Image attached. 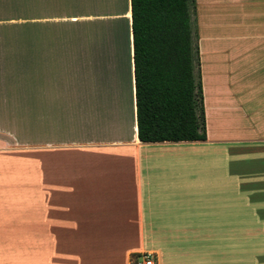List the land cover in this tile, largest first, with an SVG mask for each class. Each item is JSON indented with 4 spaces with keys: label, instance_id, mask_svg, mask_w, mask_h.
I'll list each match as a JSON object with an SVG mask.
<instances>
[{
    "label": "crops",
    "instance_id": "obj_1",
    "mask_svg": "<svg viewBox=\"0 0 264 264\" xmlns=\"http://www.w3.org/2000/svg\"><path fill=\"white\" fill-rule=\"evenodd\" d=\"M85 1L20 0L19 16L2 13L0 31L19 28L14 31L21 42L17 50L0 44V72L14 62L36 69L44 100L45 69L103 63L106 75L118 74L132 116L123 108L112 128L104 127L92 119V87L80 93L79 122L70 112L47 144L52 149L38 152L31 200L28 163L9 154L12 140L0 136V264H130L141 252L155 253L159 264H264V124L238 138L226 131L232 125L224 113L215 119L230 102L228 78L219 74L222 66L212 53L218 47L200 45L207 140L142 143L130 0ZM85 31H92L94 45ZM91 67L85 68L87 82ZM226 144L237 147L227 148L222 172Z\"/></svg>",
    "mask_w": 264,
    "mask_h": 264
},
{
    "label": "rangeland",
    "instance_id": "obj_2",
    "mask_svg": "<svg viewBox=\"0 0 264 264\" xmlns=\"http://www.w3.org/2000/svg\"><path fill=\"white\" fill-rule=\"evenodd\" d=\"M86 7L92 11L90 4L86 3ZM108 7L109 10L113 9L110 4ZM191 15L196 31L195 43L199 49L203 42L211 44L213 48L218 47L217 51L212 53L218 56V64L222 66L219 74L227 77V83L230 84L229 105L224 112L217 110L214 117L218 119L224 113L225 119L232 125L226 130L230 131V136L234 133L238 138H244L247 130L254 124H264V0H193ZM202 18H204V26L201 25ZM93 26L96 25H91L92 30ZM7 28L13 30L0 31V44H7L17 50L21 42L20 31L14 30L19 28L15 26H7ZM85 32L88 41L94 45L92 31ZM118 32L116 31V43ZM13 55L16 59L19 58L20 53L14 51ZM87 67L90 68L91 65ZM33 70L23 68L19 62H14L11 67L0 72V136L12 140V147L7 151L9 154L23 157L28 163L30 200L35 198L31 190L36 188L38 152L52 149L47 147V144L55 140L56 132L64 127L62 124L69 119L70 112L71 121L79 122L78 109L81 106L78 98L86 89L91 90L93 77L88 75L87 82L85 68L47 69L44 71L46 75L43 76L45 80L42 85L45 90L42 100L37 95V81L34 73L32 74ZM114 70H117L116 66ZM28 72L31 74L29 75ZM22 79H28L27 83L22 84ZM108 84L116 93L120 80L115 77L112 82L108 80ZM128 93L129 87L124 94L128 95ZM232 94H235L234 97ZM124 103L131 118L128 100ZM260 104L262 108L259 107ZM55 110L57 116H53L52 111ZM65 114H67L66 118H64ZM87 116L90 117L89 112ZM43 120L46 125L44 129L41 126ZM211 126V130L214 131L216 125L213 123ZM111 127V125L107 126L109 129ZM228 147L232 149L237 147V144H226L222 147V172L228 168ZM231 158L233 159L234 156L231 155ZM243 161L242 158L241 162ZM29 210L31 218V213L35 211V205L31 202Z\"/></svg>",
    "mask_w": 264,
    "mask_h": 264
},
{
    "label": "trees",
    "instance_id": "obj_3",
    "mask_svg": "<svg viewBox=\"0 0 264 264\" xmlns=\"http://www.w3.org/2000/svg\"><path fill=\"white\" fill-rule=\"evenodd\" d=\"M191 3L193 0H130L135 117L142 143L207 140L200 49L194 41ZM5 11L19 16L20 0H0V15ZM33 73L37 81L36 69Z\"/></svg>",
    "mask_w": 264,
    "mask_h": 264
},
{
    "label": "bare ground",
    "instance_id": "obj_4",
    "mask_svg": "<svg viewBox=\"0 0 264 264\" xmlns=\"http://www.w3.org/2000/svg\"><path fill=\"white\" fill-rule=\"evenodd\" d=\"M103 32L101 31V35L103 36ZM106 32V31H105ZM100 46H104L102 43L99 44ZM104 49V48H103ZM103 67V63L96 64L92 68V80H91V87H92V110L91 115L93 120H99L103 123L104 126H113L119 114L122 112L124 108V114L127 112L126 106L124 104L123 107V101L124 98H122V94L119 92V88L117 89V92L114 93L113 87L108 84V80L112 82V80L118 78V74L111 75L109 72H107V75L105 74ZM106 77V79H105ZM107 82V83H106ZM118 84V82H117ZM125 84H123V91ZM128 96V95H127ZM129 109V104H128ZM112 128V127H111Z\"/></svg>",
    "mask_w": 264,
    "mask_h": 264
},
{
    "label": "built area",
    "instance_id": "obj_5",
    "mask_svg": "<svg viewBox=\"0 0 264 264\" xmlns=\"http://www.w3.org/2000/svg\"><path fill=\"white\" fill-rule=\"evenodd\" d=\"M130 264H159L158 257L153 252H141L130 257Z\"/></svg>",
    "mask_w": 264,
    "mask_h": 264
}]
</instances>
